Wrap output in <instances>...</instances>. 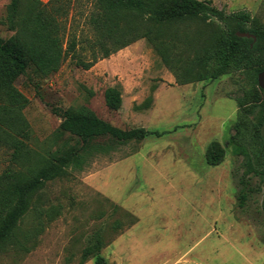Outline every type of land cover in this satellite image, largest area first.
Masks as SVG:
<instances>
[{
	"label": "rangeland",
	"instance_id": "1",
	"mask_svg": "<svg viewBox=\"0 0 264 264\" xmlns=\"http://www.w3.org/2000/svg\"><path fill=\"white\" fill-rule=\"evenodd\" d=\"M10 2L0 0V34L5 38L13 34L3 24ZM212 2L226 13L247 10L264 24V0ZM92 4L74 1L64 20L67 36H92L86 22ZM87 43L81 52L89 58ZM16 83L29 98L24 109L31 128L27 141L49 156L59 148L72 152L82 143L60 130L62 113L70 107L86 106L122 129L169 133L129 142L96 138L94 142L111 144V150H93L82 168L71 166L66 177L46 183L33 197V206L56 205L60 215L47 225L34 250L0 255V264H78L96 233L102 235L101 253L108 264H264V181L253 174L248 198L240 201L245 156L236 153L232 140L237 133L252 162L262 160L264 93L260 102L250 97L259 88L254 70L178 84L141 38L90 69L69 56L58 72L45 77L31 64ZM117 84L123 85V104L111 110L104 93ZM215 141L226 155L212 166L206 156ZM10 157L9 149L0 148V170ZM34 220L32 214L27 226ZM137 221L142 245L125 247L117 238ZM85 264L96 262L90 258Z\"/></svg>",
	"mask_w": 264,
	"mask_h": 264
},
{
	"label": "trees",
	"instance_id": "2",
	"mask_svg": "<svg viewBox=\"0 0 264 264\" xmlns=\"http://www.w3.org/2000/svg\"><path fill=\"white\" fill-rule=\"evenodd\" d=\"M74 1L11 0L3 19L13 34L7 38L0 34V148L9 149L11 154L8 166L0 170V255L27 254L37 247L40 236L60 210L56 205L33 206V197L48 181L66 177L69 167L82 168L86 154L111 150V144L94 142L96 138L109 136L115 142H129L169 133L144 127L122 129L86 106L70 107L62 113L60 130L77 136L81 145L72 152L59 148L53 156L42 153L27 141L31 128L24 109L29 98L16 83L29 65L47 77L58 72L70 56L77 66L90 69L99 59L145 38L178 84L250 69L255 71L259 85L258 75L264 70V24L247 10L226 13L212 0H93L86 21L92 36L85 38L75 32L66 33L64 20ZM238 32H248L257 39L239 36ZM85 42L91 50L89 58L81 52ZM261 93L264 89L259 86L250 97L260 102ZM104 96L111 110H119L123 85L107 87ZM150 102L151 97L145 106ZM261 105L264 108V101ZM232 140L236 153L245 156L246 169L239 180L238 194L243 203L251 190V176H261L264 181V150L262 160L257 159L255 165L237 133ZM225 155V148L215 141L208 149L207 163L219 165ZM32 214L34 225L29 227L27 219ZM103 246L101 233H96L78 264L90 258L96 264H108L101 253Z\"/></svg>",
	"mask_w": 264,
	"mask_h": 264
},
{
	"label": "crops",
	"instance_id": "3",
	"mask_svg": "<svg viewBox=\"0 0 264 264\" xmlns=\"http://www.w3.org/2000/svg\"><path fill=\"white\" fill-rule=\"evenodd\" d=\"M138 221L135 224H133L132 227H130L128 232L123 233L122 235L118 236L117 241H119V243H121L125 247L127 245H134V246L138 245L139 247L142 245V242L140 240L141 239V233H138L136 228H135L137 226ZM132 229H135V231H133ZM138 248H136L134 251L138 250ZM134 254H135V252H134ZM134 254H133V256H134ZM139 255H141V254H138L136 257H139Z\"/></svg>",
	"mask_w": 264,
	"mask_h": 264
},
{
	"label": "water",
	"instance_id": "4",
	"mask_svg": "<svg viewBox=\"0 0 264 264\" xmlns=\"http://www.w3.org/2000/svg\"><path fill=\"white\" fill-rule=\"evenodd\" d=\"M238 35L243 37H253L255 41L257 39L255 35L248 32H238ZM258 83L259 86L264 89V70L258 75Z\"/></svg>",
	"mask_w": 264,
	"mask_h": 264
}]
</instances>
